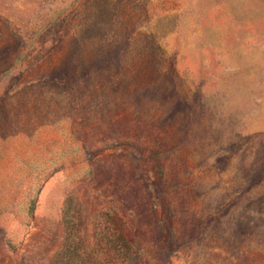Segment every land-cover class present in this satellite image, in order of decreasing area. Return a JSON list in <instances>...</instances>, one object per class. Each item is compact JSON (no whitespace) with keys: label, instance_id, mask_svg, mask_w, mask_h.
Returning a JSON list of instances; mask_svg holds the SVG:
<instances>
[{"label":"rangeland","instance_id":"rangeland-1","mask_svg":"<svg viewBox=\"0 0 264 264\" xmlns=\"http://www.w3.org/2000/svg\"><path fill=\"white\" fill-rule=\"evenodd\" d=\"M109 221L264 264V0H0V264H117Z\"/></svg>","mask_w":264,"mask_h":264},{"label":"trees","instance_id":"trees-1","mask_svg":"<svg viewBox=\"0 0 264 264\" xmlns=\"http://www.w3.org/2000/svg\"><path fill=\"white\" fill-rule=\"evenodd\" d=\"M36 205V199L31 197L28 202V215H33ZM102 223V222H100ZM103 225V224H102ZM101 225L102 234L99 242L112 253L114 251V258L117 260V264H158V259L153 251L154 243L151 239L143 238L139 235V229L133 227L130 221H109V225L106 227L110 231L109 237L104 241V230ZM79 247L84 248V242L81 238L78 239ZM95 242V245L100 244ZM71 246L66 240L65 246L62 247L61 252L57 255L56 260L60 264H71L69 261V255L71 254ZM94 248V247H93ZM95 251V249H94ZM83 253V252H82ZM113 254V253H112ZM62 259L64 261H62ZM79 264H101L96 258L90 254L82 255Z\"/></svg>","mask_w":264,"mask_h":264}]
</instances>
